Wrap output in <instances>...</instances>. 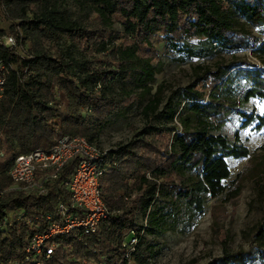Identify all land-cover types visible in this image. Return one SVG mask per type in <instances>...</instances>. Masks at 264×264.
<instances>
[{"label":"trees","instance_id":"trees-1","mask_svg":"<svg viewBox=\"0 0 264 264\" xmlns=\"http://www.w3.org/2000/svg\"><path fill=\"white\" fill-rule=\"evenodd\" d=\"M71 1L76 12L51 0H0V62L12 67L0 98V264H24L31 238L47 227L45 216L59 201L70 203L64 183L75 168L67 163L56 180L43 182V193L13 190L12 159L49 149L63 136L98 144L108 119L124 117L137 101H146V123L108 151L99 182L112 213L93 234L54 237L45 264H151L157 247L144 234L184 232L210 200L223 204L240 195L245 173L226 186L227 159L247 158L249 150L238 132L230 138L224 129L231 115L242 129H264V114L246 110L252 100L264 102V0ZM4 36L14 38V49L2 45ZM156 46L190 61L230 59L193 66L191 81L163 101L162 84L153 92L163 70ZM82 53L91 62L74 58ZM115 83L140 92L119 97ZM224 212L222 205L211 210L224 253L208 264H247L250 249L226 250L228 235L216 226ZM253 238L264 262V216Z\"/></svg>","mask_w":264,"mask_h":264},{"label":"rangeland","instance_id":"rangeland-1","mask_svg":"<svg viewBox=\"0 0 264 264\" xmlns=\"http://www.w3.org/2000/svg\"><path fill=\"white\" fill-rule=\"evenodd\" d=\"M51 4L69 12L77 11V5L71 0H51ZM4 25L0 11V27ZM112 29L122 31L117 24H114ZM156 47L163 63V70L155 76L153 92L156 91L158 85L162 84L163 101H166L173 93H180L181 89L191 81L193 66L212 64L220 58L226 61L230 59V55L221 54L213 59L190 61L181 59L179 55L165 50L162 46ZM74 58L79 62H91V56L84 53L76 54ZM114 89L119 97H123L124 90L133 91V95H138L140 92L134 88V85H122L121 83H115ZM145 102H135L125 112L124 117L111 116L99 136L98 145L103 149H114L131 140L146 123L141 114ZM246 110L249 113L262 115L264 114V102L252 100L247 104ZM236 132L240 135L241 142L248 148L249 155L244 159H227L230 177L224 184L231 186L240 173H245L240 195L235 202L222 204L220 200H210L205 205L204 212L184 232L178 230L158 235L144 234L146 240L157 247V254L151 259V264H208L220 258L224 253V248L219 241L221 238L212 230L211 210L214 205H222L225 209L223 214H219V223L216 226L226 232V236L228 235L226 250L248 252L250 249L253 252V258L247 264H264L257 258L253 238V227L264 216V129L261 131H255L252 127L242 129L240 119L236 115H231L224 134L233 138ZM136 223L138 226H146L145 219L139 214L136 215ZM181 227L179 226V229Z\"/></svg>","mask_w":264,"mask_h":264},{"label":"built area","instance_id":"built-area-1","mask_svg":"<svg viewBox=\"0 0 264 264\" xmlns=\"http://www.w3.org/2000/svg\"><path fill=\"white\" fill-rule=\"evenodd\" d=\"M2 45L10 50L16 47L12 36H4ZM10 69L12 67L0 62V98ZM109 150L84 137L63 136L49 149H37L12 159L7 174L13 190L30 189L43 193V182L56 180L69 162L73 161L75 167L69 181L64 183L70 203L59 201L53 215L45 216L47 227L43 233L34 234L31 238L25 250L24 264H45L56 247L54 242L50 243L54 237L72 232L93 234L99 223L112 213L102 200L99 186L108 168ZM135 243L133 237L129 245Z\"/></svg>","mask_w":264,"mask_h":264}]
</instances>
